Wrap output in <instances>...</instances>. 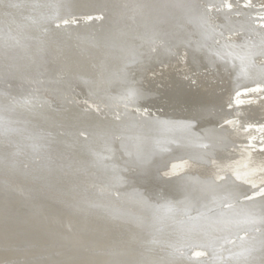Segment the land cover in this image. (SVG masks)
Segmentation results:
<instances>
[{
  "label": "bare ground",
  "instance_id": "bare-ground-1",
  "mask_svg": "<svg viewBox=\"0 0 264 264\" xmlns=\"http://www.w3.org/2000/svg\"><path fill=\"white\" fill-rule=\"evenodd\" d=\"M261 5L0 0V264H264Z\"/></svg>",
  "mask_w": 264,
  "mask_h": 264
},
{
  "label": "rangeland",
  "instance_id": "rangeland-1",
  "mask_svg": "<svg viewBox=\"0 0 264 264\" xmlns=\"http://www.w3.org/2000/svg\"><path fill=\"white\" fill-rule=\"evenodd\" d=\"M33 2H36V4H38V5H43V7H45V8H48V10L49 9H51L52 10V8H53V10H58V11H60L61 10V12H59V16H58V19H56V20H58L59 21V19L61 20V21H59L58 23L59 24H62V23H67V22H69V20L71 21V19L73 20V19H88V20H90V19H92V18H97V19H100V18H102V15L100 14H93V15H91V14H84V13H82L81 14V16L79 15V16H75V15H73V14H71L70 13V11H68V10H63V8H66L65 6H63V4L64 3H68V1L70 2L71 0H32ZM249 1L250 0H244V3H249ZM59 3V4H58ZM240 4H241V2H239ZM51 6V7H50ZM62 6V7H61ZM61 7V8H60ZM208 7H209V5H208ZM211 7V6H210ZM261 8H263L264 7V5L262 6H260ZM212 9V10H211ZM210 10L211 11H213V12H215V9L213 8V6H212V8H211ZM47 10V9H46ZM84 14V15H83ZM55 15H57V13L55 14ZM86 15V16H85ZM70 16V17H69ZM85 16V17H84ZM72 17V18H71ZM62 18V19H61ZM64 19H65V21H64ZM63 21V22H62ZM248 50V49H247ZM263 52V53H262ZM263 55H264V51H263V49L261 48V50L259 51V52H249V54H248V60L250 59V63H252L253 64V62L254 61H256V60H258L260 57H263ZM246 62V61H245ZM247 64V63H246ZM232 66H237L236 64H232ZM246 68V67H245ZM249 68H251V67H248V69ZM230 73H231V71H230ZM43 94H44V96L46 97V100L48 101V103L49 104H51V105H57V102H56V100H54L53 99V97H51L50 95H49V92L48 91H44V92H42ZM247 94V93H246ZM246 94H240L241 96H242V100L244 101V100H254V99H256L257 97V95H255V96H252V95H250L249 97H248V95H246ZM260 95V94H259ZM261 97V96H260ZM253 98V99H252ZM75 101H77V99H74ZM264 136V135H263Z\"/></svg>",
  "mask_w": 264,
  "mask_h": 264
}]
</instances>
